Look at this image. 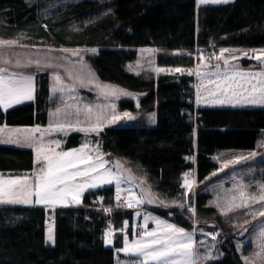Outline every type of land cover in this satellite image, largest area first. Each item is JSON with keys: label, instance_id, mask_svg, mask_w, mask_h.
Returning <instances> with one entry per match:
<instances>
[{"label": "trees", "instance_id": "trees-1", "mask_svg": "<svg viewBox=\"0 0 264 264\" xmlns=\"http://www.w3.org/2000/svg\"><path fill=\"white\" fill-rule=\"evenodd\" d=\"M0 39L98 48L86 57L98 79L134 94L119 102L120 110L142 113L125 124L103 128L99 134L102 151L124 164V177L138 185L145 208L162 216L172 212L173 221L185 229L195 225L187 210V187H182V175L193 167L190 158L196 160L201 184L219 169L216 154L222 150H255L262 137L264 102H248L262 93L249 91L251 84L246 82L229 80L226 84L225 75L231 76L234 69L216 68L219 62L209 60L207 51L210 40L219 51L264 50V0L200 6L197 0H82L47 17L42 16L38 3L0 0ZM140 47L165 52L158 55L157 66L167 72H129L127 64L138 59ZM193 51L197 52L196 61L184 55ZM252 56L253 52L249 58H242L245 69L240 71L264 70V64ZM195 63L204 81L197 104L190 102L193 90L185 92L193 77L187 71H169L188 70ZM261 81L264 77H259L257 89ZM35 82L33 101L8 109L0 106V125L48 124L50 111L58 105L50 98L49 73L37 72ZM216 99L225 103L211 102ZM149 113L156 114L155 124L149 123ZM82 137L80 133L70 134L65 147L81 145ZM33 169L31 148L0 145V172L18 174ZM203 187L196 197V228L219 233L223 251L221 257L204 264H245L237 247L239 234L232 225L233 213L224 216L210 206L212 196ZM149 191L152 202H148ZM94 197L100 198L102 205H113L117 200L115 187L88 190L77 206L0 204V264H115L116 256H123L117 249L123 248L124 235H133L135 210L113 211L115 242L107 247L106 216L95 207ZM126 221L124 233L121 227ZM48 223L53 226L54 243L47 241Z\"/></svg>", "mask_w": 264, "mask_h": 264}, {"label": "rangeland", "instance_id": "rangeland-1", "mask_svg": "<svg viewBox=\"0 0 264 264\" xmlns=\"http://www.w3.org/2000/svg\"><path fill=\"white\" fill-rule=\"evenodd\" d=\"M28 3H38L40 5V11L43 17H47L61 9H64L69 4H73L82 0H26ZM103 1V0H100ZM19 44L22 45H28V47H20L15 46L12 48H5L2 51V57H0V68H6L8 70V73H17V74H23L25 76L31 75L35 77V73L39 71H45L49 73L50 82H51V100H55L58 102V105L56 108L50 111V124L51 127H46L44 129H41L39 132L38 137L43 138L46 137V145L44 144L39 153L35 150V160L36 162H40L42 166H46V160L45 157H52L55 153H58L61 150L63 141V134L68 132V130H59L55 129L56 124L60 123L63 118L66 120L74 121V123H77V120L79 123H77V129H90V126L92 124L96 123V116L97 113H101L103 116V128L108 126H113L116 124H125L126 121L131 120L127 117L123 116V113H129L133 118L135 116L139 117L142 113H138L136 115L132 114L130 111H122L119 108V102L123 99H130L134 97V94L122 87H119L115 84L103 82L96 76L93 68L91 67L90 63L87 61L86 57L89 54H94L97 52L98 48H86V47H72V48H66V47H52L49 45L44 44H29L28 42H24L22 40H18ZM61 49H68V52H63ZM91 49H96L95 52H92ZM73 50H76L79 52V55H74ZM235 50L234 52H226L223 53V56L221 59H216L217 56H220L221 53L218 50V53L213 57L210 54L209 60H216L219 62L220 66L223 68L230 69L231 66H242V58H249V56L252 55V50H245V49H232ZM138 59L134 62H129L127 64V70L129 72L135 73V74H142V73H150L153 72L155 74L160 73L158 69L162 68L157 66V57L159 55L158 51L155 49H151L149 47H146L145 49L138 50ZM244 52H247V56L243 55ZM165 53V52H162ZM256 53L262 54L261 50H256ZM255 53V54H256ZM233 56L236 58L234 59ZM227 59L228 64L225 65L223 61ZM9 61L8 63H5L4 61ZM29 60L35 62L37 60L40 61V66L37 67L35 63H33L31 66H27ZM17 61L20 62L21 66H17ZM51 64L52 67H47L46 65ZM252 67V66H251ZM165 69V68H163ZM166 71V69H165ZM163 71L162 73H164ZM167 72V71H166ZM56 74H59L62 78V84L57 82L55 79ZM91 74H94L91 75ZM35 82V78H34ZM245 81H242L244 83ZM212 84V83H211ZM110 85L118 89H123L128 93H131L132 95H122L118 94L117 96H111V95H105L106 89H104L103 86ZM210 85V84H209ZM34 97V92H33ZM30 100H22L20 103H14L11 107L15 105H19L24 102H28ZM199 101V98L197 99V102ZM114 105V112L112 106ZM89 106L92 108L91 118L89 119L88 115L84 112V107ZM3 107V106H2ZM77 107L80 109L79 115H75ZM4 108V107H3ZM10 108V107H8ZM4 108V109H8ZM57 109H61V112L57 114L56 116H53L52 114L56 112ZM62 114V115H61ZM115 114L117 116L116 120H111V116ZM153 113L147 114V117ZM132 118V119H133ZM55 127V128H54ZM76 127V126H75ZM4 129L3 132H0V141L2 143H9L11 145H14L16 147H23L24 145H27L25 137L31 138V134L29 135L28 132L23 131L27 130V128L23 127H9L5 126L2 127ZM74 128V127H72ZM102 128V129H103ZM16 129H20L22 131H13ZM76 129V128H75ZM73 130V129H70ZM69 130V131H70ZM102 131V130H101ZM94 132L91 130L87 131H81L84 132V134H87L86 137L88 138L89 145L85 148H83V155L86 157H90V154L92 155V159H90L89 163L98 164L99 161L97 160V156L99 155L105 162L104 165L107 166L109 169H113L117 176L123 177L124 176V169L126 167L124 164L117 160V159H109L106 154L102 151V148L100 146V139L99 134L100 132ZM43 135V136H42ZM97 136V140L95 137ZM264 139V137H261L259 140L260 142ZM12 141H18L16 143H13ZM53 141H60L59 145L53 143ZM81 149V148H79ZM239 153H234L232 156H225L222 157V159H228L232 160L235 158H240ZM250 158V157H248ZM214 159L217 161L222 160L219 155H215ZM253 161L247 165L246 168L238 167H232L234 168V173H249L252 175V180L248 181L243 187L244 190L249 193L250 186H258L260 189L261 185H264V164H260L258 162L264 161V146L261 151H259L255 156L253 157ZM92 161V162H91ZM217 161V162H218ZM117 162L120 163V166H117ZM82 163V162H81ZM80 164V163H79ZM83 166L80 168L82 171L87 167L86 164L82 163ZM102 169V168H101ZM39 168L36 169L35 172H38ZM71 171H75V169H71ZM106 171V170H105ZM105 171L100 174L104 175ZM33 173H21V174H15V173H0V177H2L4 180L13 179L15 177H23L25 175L28 176V183H32L34 181ZM128 176V175H127ZM101 181L97 180L96 182ZM189 186H187L186 191L191 188L192 181H188ZM236 183H232L231 187L220 184V185H210L208 187V192L211 194V199L209 201V205L212 206L213 204H221L224 202V196L227 192H234L241 200V188L237 186ZM201 184L197 183L196 191L199 193ZM207 186V185H206ZM236 189V190H235ZM251 190V189H250ZM261 190V189H260ZM186 193L188 196V205L192 201V193L188 192ZM13 199H23V195L18 190L16 196L12 197ZM5 201L9 199V197L4 198ZM32 200L35 201V197H32ZM9 205H18V204H30V203H8L4 202ZM35 205V204H34ZM79 205V204H78ZM187 205V207H188ZM27 206V205H26ZM77 206V205H76ZM52 207H60V206H52ZM188 210V209H187ZM189 211V210H188ZM190 212V211H189ZM242 211H234L233 217L234 220L232 222V225L234 226L235 230L238 232L239 237H242L244 232L243 229L245 226L251 225V230L246 234V236H243L241 239L237 240V247L238 251L241 254V257L244 261V257L246 256H252L254 252H256L257 249V243H258V235L259 231L264 227V219L258 222V217H253L249 214L241 213ZM192 215V213L190 212ZM193 216V215H192ZM196 216H197V209H196ZM229 216V215H227ZM194 221V220H193ZM257 221V222H256ZM256 222V223H255ZM173 223H175L173 221ZM176 224V223H175ZM193 226L196 227V223ZM178 225V224H176ZM180 226V225H179ZM51 228V232L54 238V233L52 231V225L48 223L47 230L49 235V229ZM199 232H203V230H199L196 228ZM201 237V241L203 242V246L201 247L204 249L205 253H210L212 257H216L217 250L219 249V243H218V237L213 239V237H209L208 235H203L202 233H197ZM242 234V235H240ZM48 235H47V241H48ZM238 237V238H239ZM49 243H53L48 241ZM214 245L215 247H211ZM200 248V247H199ZM202 250V249H201ZM262 257H264V254H261ZM251 264H264V258H253L251 261Z\"/></svg>", "mask_w": 264, "mask_h": 264}, {"label": "snow or ice", "instance_id": "snow-or-ice-1", "mask_svg": "<svg viewBox=\"0 0 264 264\" xmlns=\"http://www.w3.org/2000/svg\"><path fill=\"white\" fill-rule=\"evenodd\" d=\"M220 3L224 2L227 3L228 0H200V3ZM15 46L20 47H28V45L19 44L18 40L15 39H0V50L5 48H12ZM63 52H68V49H61ZM92 52H95L96 49H91ZM235 50L230 49H220V56H217L216 59H221L223 53L226 52H234ZM253 56L250 57L257 61H261L264 64V50H261L262 54H255L256 50H252ZM74 55H79V52L73 50ZM243 55L247 56V52H244ZM0 57H2V51H0ZM235 59L236 57L233 56ZM5 63L9 61L5 60ZM33 63L37 67L40 66V61L37 60L35 62L29 60L27 66H31ZM225 65L228 64V60L225 59L223 61ZM17 66H21L20 62L17 61ZM47 67H52L51 64L46 65ZM219 68L220 65L217 64L215 66ZM158 71L163 72L165 69L160 68ZM169 71H176V72H184L187 71L188 74H193V70L188 69H170ZM196 75H200L197 71ZM94 76V74H91ZM239 76L241 79H248V78H256V77H264V70L258 73H251V72H244L240 70H233V74L231 76L225 75L224 81L227 84V81L233 80ZM55 79L57 82L62 84V78L59 74H56ZM209 83H214L213 81H209ZM260 88L257 89L256 84H251L250 89L251 92H255L259 90L262 94L259 98H252L249 99V103H256V102H264V81L260 82ZM240 88H243V85H237ZM105 91V95L117 96L118 94L122 95H132L131 93L126 92L123 89H118L110 85L103 86ZM217 90L221 89V85L217 84ZM227 87L231 88V85H227ZM33 92H34V77L31 75H23L17 73H8L6 68H0V106L4 108L11 107L14 103H20L22 100H31L33 99ZM221 94H224L223 92ZM233 95L236 93L233 91ZM199 95V93H198ZM209 95L214 96L215 93L210 92ZM212 103H225L223 99H216L211 101ZM238 103L240 101H237ZM114 112V105L112 106ZM61 112V109H57L52 115L56 116ZM80 109L77 107L75 115H79ZM84 112L88 115L89 119L91 118L92 108L89 106L84 107ZM123 116L127 117L128 119H132L133 117L129 113H123ZM111 120H116L117 116L113 114L110 118ZM77 123L79 121L77 120ZM51 127V125L49 126ZM57 128L59 130H63V124H57ZM103 128V116L101 113H97L96 116V123L90 126V129H76L78 131H87L91 130L94 132H99ZM4 129L0 128V132H3ZM13 131H22L20 129H16ZM29 133L32 132H39V127L35 129H27L23 130ZM27 146L29 147H36L37 153L43 147V141H32L29 137H25ZM16 143L18 141H12ZM53 143L59 145L60 141H53ZM264 146V145H262ZM87 147V144L82 146L81 149H72L71 151L63 152L57 154L56 158L52 157H45L46 166H41L38 172H34L32 175L34 176V181L30 184L28 183V176L25 175L23 177H15L13 179L4 180L0 177V203L8 202V203H33L32 197H35V204H43L49 207L54 206L57 203H64L71 197V201L75 203L80 202V196L82 192L86 188H96L99 185L97 184V180H101L104 184H111L113 179H116L117 186H119V178L115 176L111 172V169H107L104 175L99 177L91 176L92 172H95L99 168H103L104 164L106 163L99 155L97 156V160L99 161L98 164L89 163L90 157H86L83 153V148ZM250 155H255L254 153ZM243 157H241L242 159ZM84 163L87 167L82 171L78 166L79 163ZM233 161L229 160L226 161L223 165L227 167L229 164H232ZM117 166H120V163L117 162ZM69 169H75V171H69ZM222 170V169H221ZM188 173H185V179L182 187L189 186L188 184ZM215 175V173H214ZM77 176L82 177H89V180L86 184H79V183H70V181H74ZM260 191L255 195L248 194L247 198L244 199L242 204L236 205V208L249 207V201L251 203H259L264 202V185L260 186ZM18 190L23 195V199H13L12 197L16 196ZM9 197L7 201H5V197ZM241 197H245V193L241 192ZM117 199H119V195H117ZM132 198L130 197L128 202L123 205L125 207H133V203L131 202ZM141 200H136V204L142 203ZM148 202H152L151 193L149 191V200ZM175 203V202H173ZM183 207V205H181ZM193 212L195 209H192ZM233 207L229 205L227 210L221 208V213L223 215H227L228 212L233 211ZM105 211H112V209H105ZM253 217L257 215L256 211H252L250 213ZM259 215L264 216V207L259 210ZM139 215V213H137ZM147 219L145 218V227L147 226ZM155 220L157 224V229L146 231L143 233L139 239L134 241H129L127 238L124 240V247L121 249H117V251H122L129 254L139 255L142 257L140 264H200L201 261H207L208 259H214L210 253H200L199 248L196 246L197 241L194 240V231L189 232L186 231L184 228L177 227L174 224L167 223L159 218H152ZM163 227V233H160L158 230ZM213 239L219 235V233H209ZM112 230L109 229L106 233L105 243L107 245L112 244ZM48 241L54 243V238L51 232V228L49 229ZM201 246H203V242H199ZM211 247H215L212 245ZM257 251L252 254V256L244 257L245 264H251L253 258H264L261 254H264V227H262L259 231L258 235V243H257Z\"/></svg>", "mask_w": 264, "mask_h": 264}, {"label": "crops", "instance_id": "crops-1", "mask_svg": "<svg viewBox=\"0 0 264 264\" xmlns=\"http://www.w3.org/2000/svg\"><path fill=\"white\" fill-rule=\"evenodd\" d=\"M231 1H233V0H228V2H231ZM222 3H224V2H220V3H212V2L200 3V0H197V5L198 6H200V5H206V4H222ZM145 48L146 47H140V48H138V50L145 49ZM149 48L157 50L159 54H161L163 52V51L159 50L156 47H149ZM230 69L241 70V69H245V68H243L242 66H231ZM247 71H250V70H247ZM34 78H35V81H36V73H35V77ZM258 80H259V77H256L254 79L253 78L241 79L240 77L239 78H235V81H237V83H239L241 81H245L246 83H249V84H257L258 83ZM232 82H234V81L232 80ZM35 85H36V82H34V98L31 99L30 101H33L35 99ZM147 119H148V121H149L150 124H155L156 114L155 113L150 114L147 117ZM49 124H50V113H49V120H48V124L47 125H38V124H36V125H30V126H13V127H23L25 129L26 128L27 129H35V128L39 127V129L41 131V129H44V128L48 127ZM57 124H63L64 125L63 130H68V132H66V133H62L61 132V134H63V138H62L63 144H62L61 150L58 153H55L54 155H52V158H56L57 154H60V153H63V152H67V151H71L72 149L82 148V146H84L85 144H87V146L89 145L88 138L86 137L87 134H84V132H81V131L76 130L77 129V126H78L76 122L74 123V121H71V120L68 121L65 118H63L61 120V122L60 123H57ZM57 124H56V128L54 127L55 129H58L57 128ZM5 126H9V125H0V128L5 127ZM9 127H11V126H9ZM72 127H74V128H72ZM70 129H73V130H70ZM39 132H33V134H31V138H29V139H31L34 142L35 141L42 140L43 141V145L44 144L46 145V141H47L46 140V137L39 138L38 137ZM73 133H80V134H82L83 135V137H82L83 138V141H82L81 145H79V146L72 147V148H66L65 146H66V142H67V137L70 134H73ZM262 137H264V131L262 132ZM0 145H10V146H14V145H11L9 143H2V141H0ZM262 145H264V139L261 142L258 141L257 148L255 150H222V151H220L217 154V155L220 156L221 159H222V157H225V156H232V155H234V153H239L240 156L243 157V158L242 159H241V157L240 158H236V159L234 158L233 159V163L232 164H229L227 167H224L223 165L225 164L226 161H229L230 158L224 159V160L222 159V160H219V161L217 160L218 163H219V169H217L214 172L215 175L213 173L210 177H208L206 179V181L201 182V185H204V187H203L202 190L204 192H208V187L211 184L212 185H220V184L223 183V184L231 187V184L232 183H234V184L236 183L237 185L239 184L238 187L241 188V191L243 193H245V197L244 198H241V200H239V201H238V199L240 198V196L239 197L237 196V198H236V195L237 194H235L234 192H227V193H225L224 202H222V205L221 204L219 205V203L216 204V205L215 204L212 205V207H214L220 214H222L221 213V208H224L225 210H227V207L229 205H231L234 210L231 211V212H228L227 215L232 214L234 211H238L239 212V210L242 211L241 213L249 214V215H251L250 213L252 211H256L257 212V215L256 216L259 219L258 222L264 219V216H261V215L258 214L259 213V210L262 207H264V202L251 203L249 201V207L248 208H244V207L236 208L235 207L236 205L242 204L243 201H244V199L247 198L248 194L255 195L256 193H258L260 191V189L258 188V186H250L249 193L247 191H245L243 186L248 181H251L252 180V175L249 174V173H239V172L235 174L234 173L235 172L234 171V168H232V167H237V166L238 167L240 166L241 168H246L247 165H249L254 160L253 157L255 155H250V154H252V153L257 154L259 151L262 150V148H263ZM21 148H31L33 150V152H34V169L31 170V171L24 172V173H34L37 168H40L42 166L40 162H36V160H35V155H36L35 150H36V147L35 146L29 147L27 145H24ZM248 157H250V158H248ZM90 158L91 159L93 158L91 154H90ZM106 163H107V161H106ZM258 163L264 164V161H260ZM105 165H104V167L102 169L99 168L95 172H92L90 175L91 176H94V177H99L102 172H104L105 170L109 169ZM78 166L81 168L83 166V164L80 163ZM69 171H71V169H69ZM111 172L113 174H115V176H117L116 172L113 169L111 170ZM0 173H2V172H0ZM18 174H21V173H18ZM88 180H89V177H86V176L85 177L77 176L75 178V180L74 181H70V183L86 184ZM119 181H120L119 186H117L116 179H113V181H112L111 184H104L102 181H98L97 182V184L99 185L98 187H96V188H86L82 192V194L80 196V202L79 203L72 202L71 201V197H69L68 200L65 201L64 203H57L54 206L64 207V206L78 205V204H80L82 202V200L84 198V195H85V193L88 190H94V189H98V188H102V187L114 186L115 187V190H116V196L119 195V198L122 197V196H128L129 198L130 197L132 198V201L131 202L133 203V207H134L132 209L135 210L134 221H133V235L132 236H128L127 234H125L124 235V240H125V238H127L129 241H134V240H137V239L140 238V236L142 234H140V233H138L136 231V225L138 223H142L143 224V226H144V233L146 231H151V230L157 229V224H156L155 220L152 219V218H159L160 220H163V221H165L167 223L176 225L175 223H172V222L168 221L164 216H162V215L154 212L151 209H149L147 211H143L142 210V207H144V200H143L142 195L140 194L138 185L136 183H134L133 181L125 178L124 176L123 177H120L119 178ZM237 185H235V186H237ZM136 200H141L143 202L142 203H139V204H136ZM0 204H7V203H0ZM34 204H35V202L33 201V203H30V204H18V205H34ZM35 205L46 206V205H43V204H35ZM46 207H48V206H46ZM137 213H139V215H137ZM227 215H224V216H227ZM146 217H148V219H147V226L145 227V223H146L145 218ZM176 226L177 227H181L179 225H176ZM127 228H128V222L126 221L123 224V226L121 227V229L125 233V230ZM181 228H183V227H181ZM251 228H252L251 225L250 226H248V225L245 226V228L243 229V232H244L243 236H246V234L251 230ZM52 230H53V226H52ZM185 230L186 231H189V232H193L192 230H188V229H185ZM158 231L160 233H163V231H164L163 227L161 226V228ZM197 235H199V234L194 233V240L198 242L196 246L198 248L200 247L199 248L200 253L204 254L205 253L204 252L205 247L204 246H201L199 244V242H201V237L197 239ZM240 235H242V234H240ZM242 237H239L238 239H241ZM123 247H124V244H123ZM201 247H204V249L201 248ZM119 252L123 256H121V255L116 256L115 264H140V261L142 260V257L139 256V255L129 254V253H125V252H122V251H119ZM222 255H223V251H222V249H221V247L219 245V249L217 250V254H216V257L214 259H217V258L221 257ZM210 260H213V259H208L207 261H201L200 264H204V263H206V262H208ZM149 264H150V262H149Z\"/></svg>", "mask_w": 264, "mask_h": 264}, {"label": "built area", "instance_id": "built-area-1", "mask_svg": "<svg viewBox=\"0 0 264 264\" xmlns=\"http://www.w3.org/2000/svg\"><path fill=\"white\" fill-rule=\"evenodd\" d=\"M209 54L211 56H215L217 53H218V49L214 46L213 44V41L210 40L209 41V47H208V51ZM185 56H189V57H193L196 61L197 59V52L196 51H193V52H187L184 54ZM191 70H193V74H191V76L193 77L192 80L189 81L188 83V87L186 88V91L187 92V89L190 88L193 90V100H190L191 103L194 102V104H197V99H198V93H200L201 89L204 87V81L201 79V70L199 69V67L197 66V64L195 63L191 68ZM199 72L200 75H196L195 73L196 72ZM190 75V74H189ZM190 163L193 165L192 168L188 169L185 173H188V181H192V184H191V188L189 190L186 191L187 194H189L188 192H191L192 193V201L191 203H189L187 209L192 213L193 215V220H194V223L195 220H196V197L198 195L197 191H196V186H197V183H199L197 181V171H196V160L195 158H190ZM185 173L182 175V177L185 179ZM129 200V197L128 196H122L120 197L119 199H117L115 201V203L113 205H102L100 204V199L97 198V197H94L92 198V202L95 204V207L103 210L105 216H106V227L104 229V244L105 246L107 247H113L114 246V242H115V233H116V230H115V223H114V219H113V211L115 209H132L134 207H125L123 205H125ZM112 209V211H105V209ZM195 209V211L193 212L192 209ZM142 210L143 211H147L148 209L147 208H144L142 207ZM168 221L172 222L173 223V213L172 212H169L168 213V216H164ZM111 229L112 230V236H111V239H112V244L110 245H107L105 243V237H106V233L108 232V230ZM136 231L140 234H143L144 233V226L142 223H138L136 225ZM194 233H202L203 235H208L209 233H217L216 231L214 230H207V231H203V232H199L198 230H196V227H194L193 229ZM209 237H212L211 235H208ZM217 237V236H216ZM215 237V238H216Z\"/></svg>", "mask_w": 264, "mask_h": 264}]
</instances>
